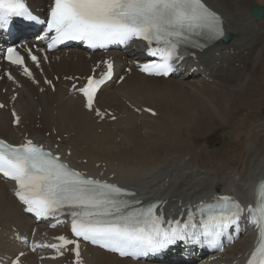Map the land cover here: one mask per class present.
<instances>
[{
	"label": "bare ground",
	"instance_id": "bare-ground-1",
	"mask_svg": "<svg viewBox=\"0 0 264 264\" xmlns=\"http://www.w3.org/2000/svg\"><path fill=\"white\" fill-rule=\"evenodd\" d=\"M30 1L38 7L46 2ZM206 1L222 12L231 36L199 54L202 73H208L212 82L185 76L152 78L132 72L121 85L103 89L100 103L123 115L127 111L119 99L123 95L134 104L155 108L158 117L141 116L143 126L102 123L98 126L101 133L78 100L64 99L60 86L55 93L43 92L37 102L34 91L27 89L19 103L24 128L33 130L39 123L44 131L55 127L59 134H69L67 143L76 159L108 163L116 180L143 198L161 197L176 204L180 199L191 201L230 192L247 201L255 181L264 177V14L257 21L250 15L251 5L263 3ZM76 56V61L71 57L53 64V69L62 75L87 70L82 53ZM115 57L122 61L118 54ZM36 104L41 112L29 116L27 109ZM218 130L224 136L219 140L221 147H203L207 136ZM1 132L8 134L6 129ZM35 132L40 137L39 130ZM8 185L0 181V254L15 251L7 239L11 226L30 225L8 193ZM248 242V237L241 238L228 254H236ZM89 255L88 264H140L95 248H89ZM24 259L27 264H36L32 254Z\"/></svg>",
	"mask_w": 264,
	"mask_h": 264
},
{
	"label": "snow or ice",
	"instance_id": "snow-or-ice-1",
	"mask_svg": "<svg viewBox=\"0 0 264 264\" xmlns=\"http://www.w3.org/2000/svg\"><path fill=\"white\" fill-rule=\"evenodd\" d=\"M49 17L48 32L55 33L49 48L65 40L105 47L125 43L132 38L142 39L149 45V54L158 56L161 62L145 64L140 70L156 76H167L173 70L172 61L179 58L176 55L179 44L191 42L200 47L193 37L206 36L215 40L224 35L220 17L202 0H53ZM14 18L37 20L25 0H0V29H6ZM153 42L164 46L152 48ZM29 55L39 66L37 57ZM5 58L14 65L22 66L24 63L15 47L7 49ZM105 64L107 72L101 79L89 76L87 83L78 89L84 97L83 106L89 111H93L100 85L111 78L112 64L107 61ZM23 71L31 77L27 67ZM2 107L4 105L0 104ZM143 111L156 115L151 108ZM95 112L103 118L98 109ZM12 115L14 122L19 123L16 113ZM0 174L14 181L15 197L26 212L35 214L38 219L65 213L72 218L71 233L76 239L59 236L56 237L59 245H34L33 250L48 247L59 252L60 248L71 244L75 245L72 250L77 257V241L81 238L122 257L156 253L180 240L198 241L200 236L215 246L219 237L239 221L244 211L239 203L229 204L230 198L222 197V205L201 210L204 218L199 231H193L196 225L192 223L191 216L186 223L177 221L173 225L169 222V226L164 227L162 218L154 213L153 207L134 209L128 200L121 198L135 193L85 178L62 163L58 156L35 146L31 140L18 147L0 140ZM252 223L260 229L261 242L251 253L248 264H264V202L253 212Z\"/></svg>",
	"mask_w": 264,
	"mask_h": 264
},
{
	"label": "rangeland",
	"instance_id": "rangeland-1",
	"mask_svg": "<svg viewBox=\"0 0 264 264\" xmlns=\"http://www.w3.org/2000/svg\"><path fill=\"white\" fill-rule=\"evenodd\" d=\"M261 2L264 4V0H261ZM252 20L253 21H257V20H254L253 18H252ZM223 137L224 136H223L222 130H218V131H215V132L213 131L211 134H209L207 136L206 141H205L204 145H202V146L206 147V148H210V147L220 148L221 147L220 146L221 142H219V140H220V138H223Z\"/></svg>",
	"mask_w": 264,
	"mask_h": 264
},
{
	"label": "water",
	"instance_id": "water-1",
	"mask_svg": "<svg viewBox=\"0 0 264 264\" xmlns=\"http://www.w3.org/2000/svg\"><path fill=\"white\" fill-rule=\"evenodd\" d=\"M252 15L257 18L259 17L260 12H256L255 9H252Z\"/></svg>",
	"mask_w": 264,
	"mask_h": 264
}]
</instances>
